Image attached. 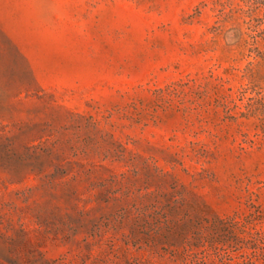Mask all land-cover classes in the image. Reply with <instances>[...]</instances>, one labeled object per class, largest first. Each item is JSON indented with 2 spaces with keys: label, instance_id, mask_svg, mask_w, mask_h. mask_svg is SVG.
<instances>
[{
  "label": "rangeland",
  "instance_id": "374dc122",
  "mask_svg": "<svg viewBox=\"0 0 264 264\" xmlns=\"http://www.w3.org/2000/svg\"><path fill=\"white\" fill-rule=\"evenodd\" d=\"M0 264H264V0H0Z\"/></svg>",
  "mask_w": 264,
  "mask_h": 264
}]
</instances>
